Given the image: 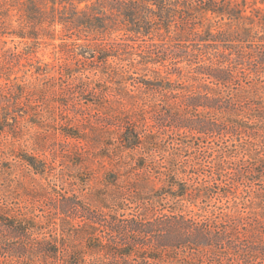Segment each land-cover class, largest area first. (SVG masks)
<instances>
[{
	"label": "trees",
	"instance_id": "obj_1",
	"mask_svg": "<svg viewBox=\"0 0 264 264\" xmlns=\"http://www.w3.org/2000/svg\"><path fill=\"white\" fill-rule=\"evenodd\" d=\"M41 1L20 2L18 27L2 18L0 36L54 39L62 18ZM112 1L137 35L86 44L116 86L109 99L92 86L101 117L87 134L65 130L109 165L101 185L23 154L55 179L25 201L0 190V264H264V0ZM34 51L0 55V139L13 137L0 141V175L18 157L20 117L44 121L45 88L10 66Z\"/></svg>",
	"mask_w": 264,
	"mask_h": 264
},
{
	"label": "rangeland",
	"instance_id": "obj_2",
	"mask_svg": "<svg viewBox=\"0 0 264 264\" xmlns=\"http://www.w3.org/2000/svg\"><path fill=\"white\" fill-rule=\"evenodd\" d=\"M22 1L24 0H9V3L12 2L14 5L7 4L0 9V21L6 19L11 24V29L18 27L20 23L18 9ZM41 3L49 12L52 6H55L57 20L62 18V22L57 21L54 25V35H52L54 39L43 37L41 42L37 43L34 39L22 41L18 37L0 36V55L6 48H11L13 51L35 50L29 56L22 54L16 61L13 60L10 66L14 68L15 73L12 76H18L20 81L24 78L30 85L35 84L39 87L38 92L42 87L45 88V91L38 95L39 100L42 101L39 104L45 116L44 121L33 123L27 116L20 117L23 127L14 148L18 157H12L13 159L9 160L13 162L12 174L10 175L9 168L5 164V167H2L3 173L0 175V190L3 189L11 196H16L14 192H19L23 201L29 199L26 192H42L44 187H50L51 179H55L52 174L36 172L20 159L26 153L36 154L41 159L51 162L55 167L52 170L53 173L60 174L59 176H63L66 181L77 176L80 186L86 190L88 187L94 189L101 185V179L109 165H104L102 160L93 156V149L88 148L87 142L82 146L80 145L82 142L68 136L65 131L71 129L73 132L87 134V131L97 123L96 118L99 120L101 117V114L95 112V106L92 103L95 98L91 91L92 86L95 87L96 83L100 84L98 91L102 90L103 95L108 96V99L112 93L109 87L116 86L106 82L104 79L106 76L102 74L104 65L98 62L93 63L88 47L85 54V46L137 35L132 24L124 22V17L119 14L118 7L112 0L104 2L103 6H106L104 10L101 9V0H56L55 3L52 0H43ZM92 3L95 5L90 7ZM94 15L105 16L106 20L97 24ZM96 24L105 25L109 29L107 34L100 33L105 31L104 28L101 29L102 31H97ZM117 60L114 56L109 59V62L114 64ZM38 64L50 72L39 74L36 78V75L28 70L34 69ZM47 81L54 85L46 91ZM53 106L56 108L51 110ZM46 116L49 119H46ZM8 138L1 137V148L11 146L10 141L13 137ZM72 145L78 148L83 147L82 151H79L82 152V156ZM76 161L83 163L76 165ZM58 180L61 183L62 180Z\"/></svg>",
	"mask_w": 264,
	"mask_h": 264
}]
</instances>
